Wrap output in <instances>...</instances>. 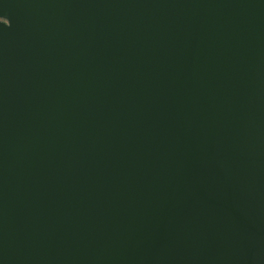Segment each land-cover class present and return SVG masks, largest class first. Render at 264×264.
<instances>
[{
	"label": "water",
	"instance_id": "95a60500",
	"mask_svg": "<svg viewBox=\"0 0 264 264\" xmlns=\"http://www.w3.org/2000/svg\"><path fill=\"white\" fill-rule=\"evenodd\" d=\"M0 264H264V0H0Z\"/></svg>",
	"mask_w": 264,
	"mask_h": 264
}]
</instances>
